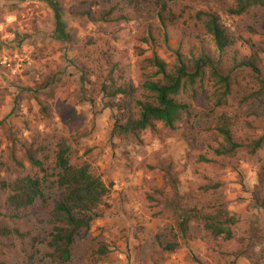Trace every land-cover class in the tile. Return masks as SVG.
Here are the masks:
<instances>
[{
  "label": "rangeland",
  "instance_id": "374dc122",
  "mask_svg": "<svg viewBox=\"0 0 264 264\" xmlns=\"http://www.w3.org/2000/svg\"><path fill=\"white\" fill-rule=\"evenodd\" d=\"M57 1L66 42L45 0H0V264H63L50 246L61 142L72 165L88 164L109 188L64 264H264V7L237 15L235 0ZM206 13L229 40L221 52ZM175 51L217 61L229 94L217 106L223 89L205 79L194 97L176 96L188 112L175 130L155 122L119 134L115 125L135 119L146 99L148 61L171 66ZM235 57L253 58L259 72L234 67ZM225 120L241 147L219 156ZM26 176L41 181L42 195L16 208L8 185ZM221 211L232 218L230 239L204 226L202 216Z\"/></svg>",
  "mask_w": 264,
  "mask_h": 264
},
{
  "label": "trees",
  "instance_id": "16d2710c",
  "mask_svg": "<svg viewBox=\"0 0 264 264\" xmlns=\"http://www.w3.org/2000/svg\"><path fill=\"white\" fill-rule=\"evenodd\" d=\"M54 10L55 14V32L54 35L61 41L69 40L68 32L62 20V14L57 0H45ZM252 6L264 7V0H235V9L233 14H242ZM202 14V13H201ZM166 16L159 15L161 28L164 30L163 43H168V34L165 31L164 23ZM201 18V16H197ZM204 24L207 32L212 37L218 51H223L228 44V38L224 30L221 28L218 20L214 15L205 14ZM147 41V39H145ZM175 61L173 65L166 64L160 57L154 55L150 59L149 65L153 68V72L144 74V80L141 88L146 92L145 100L137 102L139 111L137 117L129 118L125 124H116L115 130L119 134H129L135 131L141 132L148 127L153 126L155 122H161L170 130H175L177 122L182 120V112H188V106L178 103L176 96L181 92H190L191 96H195L198 89L203 86L205 79H210L214 84L220 85L216 91L218 101L217 106L222 103L225 96L229 94V77L221 73L218 68L217 61H210L209 56L196 58L192 56L189 60L183 57L180 51H175ZM223 55V54H222ZM234 67H249L259 72L256 61L253 58H233ZM240 59V61H238ZM123 92L121 89L115 90L112 94ZM215 104V105H216ZM187 110V111H186ZM218 132L225 139V143L220 144L216 149L219 156L228 155L241 145L232 139V134L227 120L223 125L218 127ZM262 139L255 143V147H261ZM69 147L61 142L55 154L54 169L56 172L52 176L55 177L53 183L61 190V198L57 201L54 212L56 213L55 222L51 233L50 246L54 248L61 263H68L72 259V249L75 244L89 235L90 222L95 216L93 212L102 204L103 198L107 195L109 188L100 176L91 172L88 164L79 166L72 165L69 156ZM30 162L34 166L41 167L42 163L33 157H29ZM40 169L43 170L41 167ZM8 188L11 189L10 201L16 208L28 206L42 195V186L39 179H33L30 176L18 178ZM221 213L216 215L206 214L202 216L205 220V228L215 237L232 238L231 228L228 224H233L232 218H223ZM228 214V212H226ZM224 213V214H226ZM97 215V213H96ZM226 215L225 217H227ZM222 218V219H221ZM179 224L182 232L188 228V221L181 219ZM176 244H169L166 250L173 251ZM106 253L102 248L100 255Z\"/></svg>",
  "mask_w": 264,
  "mask_h": 264
}]
</instances>
